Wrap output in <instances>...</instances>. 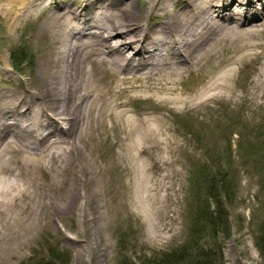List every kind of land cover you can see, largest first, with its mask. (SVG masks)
<instances>
[{
  "label": "bare ground",
  "instance_id": "6f19581e",
  "mask_svg": "<svg viewBox=\"0 0 264 264\" xmlns=\"http://www.w3.org/2000/svg\"><path fill=\"white\" fill-rule=\"evenodd\" d=\"M1 1L12 26L37 21L39 39L24 87L0 89V247L6 240L9 252L47 222L59 229L58 218L111 217L110 201L116 215L132 202L155 230L184 134L173 115L264 102V0ZM248 64L243 94L238 71ZM110 137L127 184L107 180L98 160ZM106 248H90L95 264Z\"/></svg>",
  "mask_w": 264,
  "mask_h": 264
},
{
  "label": "rangeland",
  "instance_id": "374dc122",
  "mask_svg": "<svg viewBox=\"0 0 264 264\" xmlns=\"http://www.w3.org/2000/svg\"><path fill=\"white\" fill-rule=\"evenodd\" d=\"M2 3L0 0V89L15 90L24 87L28 72L35 68L39 39H32L31 34L37 21L21 20L12 26ZM251 67L244 65L238 71L237 90L243 94L250 88ZM172 119L173 126L184 134L173 143L177 145L172 156L178 171L174 186L160 190L155 230L132 202L118 203L122 214L116 215L117 209H112L116 205L110 201L109 218L64 216L57 219L59 229L47 222L24 246L9 247L16 252H9L4 240L0 264H45L56 254L60 257L56 263L76 264L80 252H85L88 264H95L94 253L89 254L91 247H107L103 264H161L179 249L187 252L176 264H201L198 259L205 258L207 250L218 248L221 258L215 254L213 264H264L257 244L264 233V102L220 101L199 111L178 112ZM97 149L107 180L118 176L127 184L128 176L117 166V139H105ZM81 173L83 177L84 171ZM215 197L228 210V232H214L213 224L204 218L202 211L208 203L213 209ZM107 199H111L109 189ZM63 259L68 260L61 263Z\"/></svg>",
  "mask_w": 264,
  "mask_h": 264
},
{
  "label": "trees",
  "instance_id": "16d2710c",
  "mask_svg": "<svg viewBox=\"0 0 264 264\" xmlns=\"http://www.w3.org/2000/svg\"><path fill=\"white\" fill-rule=\"evenodd\" d=\"M215 206L213 207V209H210L209 203L205 206L206 209H204L203 215L204 218H206V221H210L213 226H214V232H218L220 230L224 231V232H228L229 231V221H228V210L225 209V207L223 206V202L219 197H215ZM263 232H264V227L262 228ZM215 233V234H216ZM257 244L258 247H261V250L263 251L264 254V233L262 235H260L258 237L257 240ZM181 247H186V246H181ZM217 247H220V244L217 245ZM187 250L186 249H179L177 252H173L171 253L172 257L170 259L167 260H163L164 262L161 264H176V262L180 259V258H184L185 254H186ZM202 252V251H201ZM200 252V254H201ZM208 253H206L205 258L203 257V259H198V262L200 263V260L202 261L201 264H213V261L211 260L212 257H215V254H219L220 258H221V251L220 248L217 249H212V250H207ZM202 254H205L204 252ZM57 257H55L54 255H50V259L46 261L45 264H59L56 263L57 258L60 260V257L58 256V254H56ZM68 259H63L61 263L66 262ZM220 264V263H218Z\"/></svg>",
  "mask_w": 264,
  "mask_h": 264
}]
</instances>
